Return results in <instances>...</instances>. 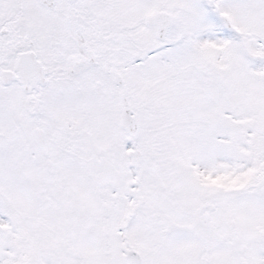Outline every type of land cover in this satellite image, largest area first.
Segmentation results:
<instances>
[{
  "label": "snow or ice",
  "instance_id": "obj_1",
  "mask_svg": "<svg viewBox=\"0 0 264 264\" xmlns=\"http://www.w3.org/2000/svg\"><path fill=\"white\" fill-rule=\"evenodd\" d=\"M0 264H264V0H0Z\"/></svg>",
  "mask_w": 264,
  "mask_h": 264
}]
</instances>
